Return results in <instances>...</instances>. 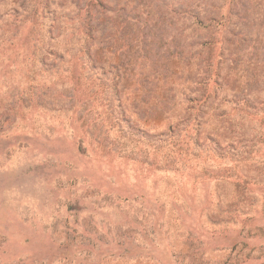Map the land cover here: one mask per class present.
<instances>
[{"label": "rangeland", "instance_id": "1", "mask_svg": "<svg viewBox=\"0 0 264 264\" xmlns=\"http://www.w3.org/2000/svg\"><path fill=\"white\" fill-rule=\"evenodd\" d=\"M135 2L0 0V264H264V0Z\"/></svg>", "mask_w": 264, "mask_h": 264}, {"label": "trees", "instance_id": "2", "mask_svg": "<svg viewBox=\"0 0 264 264\" xmlns=\"http://www.w3.org/2000/svg\"><path fill=\"white\" fill-rule=\"evenodd\" d=\"M134 1H136L137 4L139 2V0H134ZM144 1L147 2V5H146L147 7H146L145 11L137 12L132 17H123V18L120 17V18H117V22L116 23L114 22V18L112 16L109 17V19H108L109 22H112V24H110L111 28L114 26V31L112 30L111 34H114L115 32H118V31H122L125 28L143 30L146 27H148L149 24H151L152 19L154 18L153 13L154 14L155 13H161V10L158 7V5H156L154 9L151 8L152 1H157V0H144ZM86 2H88V4H86V7H89V10L85 11L86 14H84L83 17L79 18V20L81 22V25L78 28H80V30L82 32H85V31H83V29L88 30L86 33L89 34L93 30H95V28H96L95 26H93V22H97V23L100 22V17H97L95 15V12L91 15L92 10H94V7H97L99 9L103 10V12L106 14L107 5L105 3V0H86ZM137 4L133 8V10H135V11L138 8ZM113 9H115V8L113 7L112 10ZM113 11H115V10H113ZM159 17H160L159 15H156L155 21H157V19L159 20ZM153 24H155L154 21H153ZM158 24H161L160 20H159ZM85 25H86V27H85ZM146 42L150 43V40L149 39H148V41H147V39L143 40L144 44ZM110 49H112V45H111ZM124 64L125 65H113V64L111 65L112 69L119 70L118 75H117L118 81L119 80H123L122 78L124 77V75H126L125 79L131 78L135 74L137 75V70H136V68L133 65H130V64H127V63H124ZM120 70H122V72ZM138 75H141V73H138ZM160 76H161V74H159L158 71H157L156 73H154L153 77L156 79L157 77H160ZM143 82L144 81H141V82L138 83L139 91L140 90L143 91V89L145 88V87H143V84H144ZM116 84H117V81L114 83V85H116Z\"/></svg>", "mask_w": 264, "mask_h": 264}]
</instances>
